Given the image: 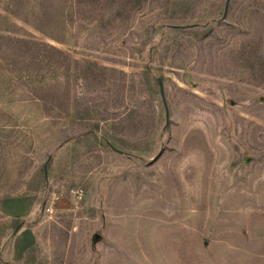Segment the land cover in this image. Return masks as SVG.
I'll return each mask as SVG.
<instances>
[{
  "label": "rangeland",
  "instance_id": "rangeland-1",
  "mask_svg": "<svg viewBox=\"0 0 264 264\" xmlns=\"http://www.w3.org/2000/svg\"><path fill=\"white\" fill-rule=\"evenodd\" d=\"M0 264H264V0H0Z\"/></svg>",
  "mask_w": 264,
  "mask_h": 264
},
{
  "label": "water",
  "instance_id": "water-1",
  "mask_svg": "<svg viewBox=\"0 0 264 264\" xmlns=\"http://www.w3.org/2000/svg\"><path fill=\"white\" fill-rule=\"evenodd\" d=\"M159 89H160V96H161L162 102L165 105L163 90H162V84L160 82H159Z\"/></svg>",
  "mask_w": 264,
  "mask_h": 264
}]
</instances>
